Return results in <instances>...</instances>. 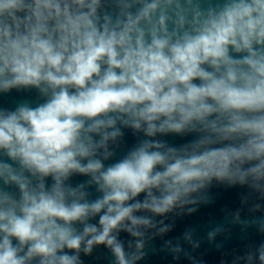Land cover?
Returning <instances> with one entry per match:
<instances>
[{"label": "clouds", "instance_id": "9594fccd", "mask_svg": "<svg viewBox=\"0 0 264 264\" xmlns=\"http://www.w3.org/2000/svg\"><path fill=\"white\" fill-rule=\"evenodd\" d=\"M33 90L38 106L0 108V264H82L100 245L139 264L153 217L213 180L264 213V0H0V94ZM121 127L152 139L105 167ZM233 264H264V242Z\"/></svg>", "mask_w": 264, "mask_h": 264}]
</instances>
